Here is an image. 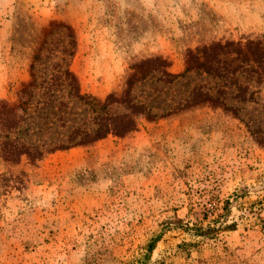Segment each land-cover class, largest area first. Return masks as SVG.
Wrapping results in <instances>:
<instances>
[{
  "label": "rangeland",
  "instance_id": "1",
  "mask_svg": "<svg viewBox=\"0 0 264 264\" xmlns=\"http://www.w3.org/2000/svg\"><path fill=\"white\" fill-rule=\"evenodd\" d=\"M262 34L264 0H0V100L15 102L31 73L45 87L65 69L103 100L134 60L160 56L180 73L188 49ZM196 86L217 84L150 77L136 96L159 114ZM43 87L11 137L44 145L93 127L66 89L52 98ZM256 102L227 101L237 117L202 105L141 119L124 138L34 165L0 157V264H264V85ZM219 224L234 228L184 231Z\"/></svg>",
  "mask_w": 264,
  "mask_h": 264
},
{
  "label": "trees",
  "instance_id": "2",
  "mask_svg": "<svg viewBox=\"0 0 264 264\" xmlns=\"http://www.w3.org/2000/svg\"><path fill=\"white\" fill-rule=\"evenodd\" d=\"M65 29L72 41L74 35L71 29ZM35 60L36 57L30 70L34 69ZM169 66L170 63L160 56L134 60L127 67L120 92H112L103 100L81 94L75 76L68 69L60 72L62 80L60 76H53L45 87L42 86L44 81L38 83L35 75L31 73L30 80L19 90L15 102L0 100V139H3L0 141V157L4 162H17L24 157L27 163L34 165L45 154L78 146H92L108 136L124 138L137 131L141 119L152 121L194 106L206 105L237 117V109L227 101L257 103L259 88L264 85V34L255 38L244 37L238 41L221 39L200 44L186 51L182 72L171 73ZM190 74L215 81L216 89L212 92L203 86L193 87L184 99L159 114L136 96L137 89L150 77L154 82L171 85ZM40 87L46 89L45 93L52 98L55 97V92L66 89L68 96L89 108L93 127H74L64 140L48 141L44 145H36L26 140L24 143L11 137L18 132L23 119L26 121L37 109L40 101L35 100V90ZM49 127L45 126L47 132L51 129ZM233 228V225L219 224L218 227L186 228L184 231L194 230L197 237L211 238L217 231ZM182 247L188 249V254L195 244H183ZM151 248L150 244L148 252Z\"/></svg>",
  "mask_w": 264,
  "mask_h": 264
}]
</instances>
